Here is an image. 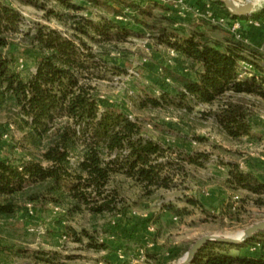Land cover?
Returning a JSON list of instances; mask_svg holds the SVG:
<instances>
[{"label":"trees","instance_id":"16d2710c","mask_svg":"<svg viewBox=\"0 0 264 264\" xmlns=\"http://www.w3.org/2000/svg\"><path fill=\"white\" fill-rule=\"evenodd\" d=\"M79 1L77 5L72 0H53L77 15L46 11L65 24L62 31L40 23L22 30L19 11L0 0V114L8 119L1 129L5 131L12 124L21 133L13 147L19 157L0 158L1 222L14 218L26 203H51L65 207L69 215L115 214L120 210L118 177L135 186L141 198L149 199L159 190L177 186V172L183 169L177 159L203 166L200 160L207 159L206 153L176 152V159L172 158L171 147L147 138L137 119L115 107H99L96 83L125 72L106 62L104 46L115 48L130 35H139L135 25L151 29L155 45L173 49L178 55L175 61L180 57L186 60V75L167 68L180 84V104H216L209 115L228 138L251 133L255 114L252 103L244 97L264 100V51L227 29L223 28L222 37L212 36L199 24L180 32L175 19L156 13L165 10V5L154 0ZM215 1L225 17L236 19L222 0ZM87 5L97 13L78 15ZM250 17L264 18V7ZM18 34L26 40L25 47L36 51L33 70L27 72L25 66L18 68L20 57L10 47ZM159 94L160 98L147 97L144 103L160 106L168 93ZM224 167L225 186L253 194V203L264 204L263 177L241 170L237 164ZM186 202L201 206L196 197H187ZM163 208L175 218L185 214V209L171 203ZM70 231L80 240L73 229ZM253 240L242 245L208 242L190 264H264V240ZM249 243H254L256 250L241 252ZM228 246L239 251L227 252ZM86 247L99 251L108 246L89 243Z\"/></svg>","mask_w":264,"mask_h":264},{"label":"rangeland","instance_id":"374dc122","mask_svg":"<svg viewBox=\"0 0 264 264\" xmlns=\"http://www.w3.org/2000/svg\"><path fill=\"white\" fill-rule=\"evenodd\" d=\"M1 1L19 11L23 18L22 30L40 23L64 31L65 24L53 15H46L47 10L77 15V12L65 11L53 0ZM72 1L81 4L79 0ZM86 7L87 10L78 15L97 13L91 5ZM263 7L264 0L255 5L257 11ZM206 28L218 37L225 32L223 27L214 24ZM135 29L139 35H130L115 48L104 46L108 52L103 54L106 62L125 72L111 74L108 79L96 83L99 107H115L129 118L137 119L147 138L171 147L172 158L176 157V152L196 151L206 153L207 159L200 160L203 166L188 165L177 159L183 166L176 171L177 186L159 190L149 199L141 198L135 186L118 177L120 210L115 214L92 216L82 212L69 215L65 207L51 203L37 206L26 203L14 218L0 221V255L9 264H179L197 238L207 234L234 237L251 224L264 220V204L253 203V194L224 185L226 164H237L241 170L264 178V100L244 97L252 103L255 114L251 133L239 139L228 138L209 115L216 104H195L193 101L180 104L177 98L180 84L173 80L166 66L167 50L155 45L151 29L143 26ZM25 43L18 34L13 36L10 47L22 59L27 72L33 70L36 51L25 47ZM172 66L179 67L183 74L188 73L185 65L177 61ZM159 91L168 93L160 106L144 103L147 97L160 98ZM7 122L6 115L1 113L0 130ZM20 138L21 133L14 129L8 141L0 140L1 159L19 157L13 147ZM221 192L224 203H220L218 197L210 200L211 195L216 197ZM235 196L238 199L234 200ZM187 197L200 199L201 206L188 204ZM169 203L185 209V214L174 218L172 224L156 225L157 216L154 212L150 216L147 213ZM70 229L80 240H76ZM253 237V242H262L264 231ZM89 243L108 247L95 251L86 247ZM149 245H157L158 250H152ZM164 245H178L169 259L161 253ZM253 245L249 243L244 248L247 250ZM225 250L232 254L239 251L229 246Z\"/></svg>","mask_w":264,"mask_h":264},{"label":"crops","instance_id":"0c3cea01","mask_svg":"<svg viewBox=\"0 0 264 264\" xmlns=\"http://www.w3.org/2000/svg\"><path fill=\"white\" fill-rule=\"evenodd\" d=\"M160 3V2H159ZM185 9H180L179 7L175 6L172 3L164 4L165 10H161V14H163L166 17H171L177 21V24L175 27L179 29V31H185L190 25L199 24L198 26L200 29H206V26L201 23L200 21H207L211 23L207 18L209 15L213 16H225L221 10L220 5L215 0H187L185 3ZM255 9L252 13L256 12ZM251 13V14H252ZM246 16L245 18L237 19L239 21V29L237 30V36H239V39L246 42L252 47H255L261 51H264V18L260 19H252L250 16ZM212 24V23H211ZM135 27H139V25H135ZM214 37H218L216 35H213ZM166 50V48L162 47ZM178 62L182 65H186V60L180 57L178 59ZM168 69H170L173 73L177 75H186L180 72V68L177 66H167ZM251 97V96H249ZM256 98V97H253ZM258 99V98H256ZM260 100V99H259ZM254 117V116H253ZM253 117L251 119V123H253ZM264 132V131H262ZM224 190H226L223 187H220ZM222 191V192H223ZM213 196L211 195L210 200H215L220 198L218 201L220 203H224L223 201V193ZM205 198V197H202ZM208 198V197H207ZM205 198V199H207ZM156 215V225L157 224H172L174 223V216L171 211L163 208V206H159L156 210L148 212L147 215L150 216L151 214ZM146 215V214H145ZM152 247V250H158L157 245H149ZM107 249V248H106ZM163 252H161L165 258L169 259L173 253L174 250L178 249V245H164L162 248ZM246 248H243L241 252H250L249 249L245 250ZM102 250V249H101ZM264 252V248L262 249ZM142 252V251H141ZM5 259H3L0 255V264H9ZM167 264L169 262H166Z\"/></svg>","mask_w":264,"mask_h":264},{"label":"water","instance_id":"95a60500","mask_svg":"<svg viewBox=\"0 0 264 264\" xmlns=\"http://www.w3.org/2000/svg\"><path fill=\"white\" fill-rule=\"evenodd\" d=\"M225 7L230 11L231 16L237 19L250 15L255 10L254 0H244L242 3L236 0H222ZM264 231V220L251 224L243 230L240 237L234 238L225 235L207 234L197 238L188 248L182 261L179 264H190L198 251L208 242H217L229 245H238L252 238L256 233Z\"/></svg>","mask_w":264,"mask_h":264},{"label":"built area","instance_id":"2783aa9c","mask_svg":"<svg viewBox=\"0 0 264 264\" xmlns=\"http://www.w3.org/2000/svg\"><path fill=\"white\" fill-rule=\"evenodd\" d=\"M160 3H164V4H168V3H172L175 6L179 7L180 9H185V3L187 0H154ZM212 24L214 25H218L221 26L225 29H227L228 31H230L231 33H233L235 35L236 38L239 39V36H237V30L239 29V21L237 19H229L223 15L221 16H213V15H209L207 18ZM167 55H168V59L166 61V66H172L175 63V60L178 58L177 53L173 50V49H167ZM18 67L22 68V59H18V63H17ZM244 68H249V66L247 64L243 65ZM166 81H169L168 79H166ZM130 117V116H129ZM14 130V126L12 124L8 125V129L3 131L2 129L0 130V140L2 141H8L10 138V132ZM238 199L237 196L234 197V200ZM57 209V208H56ZM250 251H255L256 250V246H251L249 248Z\"/></svg>","mask_w":264,"mask_h":264},{"label":"bare ground","instance_id":"6f19581e","mask_svg":"<svg viewBox=\"0 0 264 264\" xmlns=\"http://www.w3.org/2000/svg\"><path fill=\"white\" fill-rule=\"evenodd\" d=\"M260 1H262V0H254V4L256 5V4H258ZM242 233H243V231L241 232V233H238V234H236V235H233L234 236V238H237V237H240L241 235H242ZM216 235H218V234H216ZM220 236H222V235H220ZM225 236H227V235H225ZM232 237V236H231Z\"/></svg>","mask_w":264,"mask_h":264}]
</instances>
